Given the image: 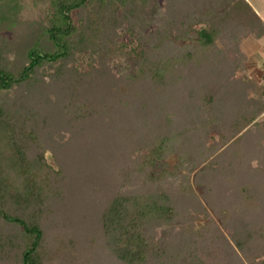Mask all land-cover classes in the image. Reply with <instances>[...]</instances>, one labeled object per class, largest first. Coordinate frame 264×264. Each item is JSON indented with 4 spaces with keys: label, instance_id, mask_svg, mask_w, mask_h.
<instances>
[{
    "label": "trees",
    "instance_id": "trees-1",
    "mask_svg": "<svg viewBox=\"0 0 264 264\" xmlns=\"http://www.w3.org/2000/svg\"><path fill=\"white\" fill-rule=\"evenodd\" d=\"M176 1L0 0V264H264V223L232 247L208 211L264 161V87L232 68L264 21L248 0ZM178 103L221 105L198 128ZM83 193L84 230H57Z\"/></svg>",
    "mask_w": 264,
    "mask_h": 264
},
{
    "label": "rangeland",
    "instance_id": "rangeland-1",
    "mask_svg": "<svg viewBox=\"0 0 264 264\" xmlns=\"http://www.w3.org/2000/svg\"><path fill=\"white\" fill-rule=\"evenodd\" d=\"M152 1H158V4H161L166 7L167 11H174L172 9V5L175 6L177 5L176 0H152ZM251 6L254 8V10L259 13L261 17L264 18V0H248ZM181 7V4H178L177 6ZM247 32L245 36H243L240 40L239 43V49L243 53V56H238L236 61V66L234 65L232 68H235L234 71V76L241 78L245 81H250L251 83L255 84L256 87H264V36L260 38L254 37V27L249 26L246 27L243 32ZM191 44L190 41L186 40L184 42H181L180 44L178 43L177 46L178 49H181L183 47ZM217 44L220 48H222V44L220 41H217ZM181 45V46H180ZM219 64L216 63L215 67L219 69ZM231 68V69H232ZM215 69V68H214ZM177 81H180L178 79ZM181 83H184L181 81ZM220 97L225 98V95L223 91H225L223 88L220 90ZM249 96L253 95L255 96L254 90L250 89L249 90ZM220 103V101H219ZM221 104H218L217 107L208 109L204 105L197 104V107L192 109V111H185L184 106L181 103H178L176 106L178 107L179 114L181 118L184 117L185 120L184 122L196 125V127L201 126V123L208 121L209 117L211 115L216 116L219 114L217 110L219 109ZM121 109L125 108L124 103H120L119 106ZM210 115V116H209ZM258 120H264V112L258 117ZM202 121V122H201ZM96 142V140H93ZM245 142L244 144H241V148L245 150ZM91 144L90 141L88 143L87 140V145L85 144L84 147H78L79 149L81 148L85 154L89 155L94 153V149L90 148ZM57 156L58 159V154L55 155ZM51 156H49L50 158ZM52 159V158H50ZM175 162V156L172 155L170 156L165 162L161 163L160 166H171L172 163ZM67 163V161H66ZM65 163V164H66ZM73 162L68 160V167L71 166ZM252 168L254 167L255 170L249 169V172L244 175L242 180L238 181V185L240 187L242 185H248L251 188L250 192V201L251 203L247 204L242 201L244 199L243 195L240 193L239 186L235 185H224L222 182L219 183L217 186L216 190L209 195L210 199V204L212 207H208V211L210 212L211 216L215 219L217 228L219 232H222L224 236L227 237L229 240L230 244L232 247L234 246L233 240L230 238L228 235L229 231H233V227L235 224H243L246 226H255L256 224L264 223V161L259 162L258 159H253L251 162ZM72 168V167H71ZM185 172V171H184ZM193 174L191 173L190 176ZM252 186V187H251ZM197 192H201V188L195 187ZM82 197V198H81ZM93 200L88 199L84 197L83 195H79V199L74 203H64L62 207L56 208L58 217L57 221H59V224L56 225L57 230L60 231H66L68 230V225H70V230H74L75 228H79L81 231L84 229L80 226L83 225L81 222V217H84L85 220L88 217V214L91 212L90 208L93 205ZM204 203H207L204 201ZM74 205V206H73ZM222 209L228 210L229 212L231 211V215L227 218V227L223 224L222 219L220 217ZM65 224V228L63 229V223ZM62 223V225H61ZM71 223V224H70ZM214 227V226H213ZM214 230V228H213ZM159 235V233H158ZM219 240L217 243L213 244H218ZM213 244H205V246L209 249L212 246V249L208 251V253H212V255L217 254L218 250L214 249ZM208 245V246H207ZM219 245V244H218ZM206 248V249H207ZM220 248V246H218ZM223 247L222 249H224ZM228 250V249H227ZM225 250V252L227 251ZM227 259L223 258L222 256L219 258L218 263L219 264H224L226 263Z\"/></svg>",
    "mask_w": 264,
    "mask_h": 264
},
{
    "label": "crops",
    "instance_id": "crops-1",
    "mask_svg": "<svg viewBox=\"0 0 264 264\" xmlns=\"http://www.w3.org/2000/svg\"><path fill=\"white\" fill-rule=\"evenodd\" d=\"M258 15H259V13H258ZM260 16V15H259ZM261 17V16H260ZM262 18V20L264 21V18L263 17H261Z\"/></svg>",
    "mask_w": 264,
    "mask_h": 264
}]
</instances>
